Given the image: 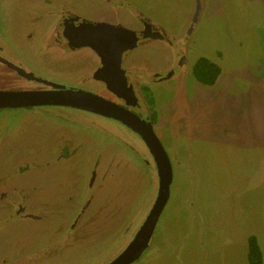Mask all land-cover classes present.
Returning a JSON list of instances; mask_svg holds the SVG:
<instances>
[{"label": "rangeland", "instance_id": "obj_1", "mask_svg": "<svg viewBox=\"0 0 264 264\" xmlns=\"http://www.w3.org/2000/svg\"><path fill=\"white\" fill-rule=\"evenodd\" d=\"M57 7L132 30L140 14L181 41L141 43L127 55L142 69L137 110L152 120L172 168L151 239L130 264H248L250 235L264 264V0H0V48L10 62L109 98L90 80L91 48L71 56L43 45L40 16L48 19ZM180 46L183 67L154 82L151 73L169 70ZM202 56L222 68L213 85L192 73ZM30 88L36 83L0 68V90ZM135 137L115 119L86 109L0 107V189L24 188L20 202L39 216L3 213L9 200H0V264H26L29 257V264L35 258L38 264H102L118 255L159 186L146 146L141 155L131 146Z\"/></svg>", "mask_w": 264, "mask_h": 264}, {"label": "water", "instance_id": "obj_2", "mask_svg": "<svg viewBox=\"0 0 264 264\" xmlns=\"http://www.w3.org/2000/svg\"><path fill=\"white\" fill-rule=\"evenodd\" d=\"M199 3L197 2L198 13ZM196 14L194 20L196 19ZM111 32L90 35L86 45L91 46L100 57V66L94 72L95 79H101L106 87L117 96L125 98L120 90L125 88L122 56L137 45V35L124 27H111ZM10 64V63H8ZM29 79L40 81L51 87L47 89L0 90V107L15 108L39 105H67L98 113L120 121L138 133L147 143L154 156L158 174V191L155 201L127 247L107 264H130L146 249L156 222L164 208L172 182V168L168 155L153 130L150 121L142 119L132 110L126 109L113 100L90 91L66 88L64 85L37 77L33 72L13 66ZM24 71V72H23ZM167 78V77H166ZM126 99V98H125Z\"/></svg>", "mask_w": 264, "mask_h": 264}, {"label": "flooded vegetation", "instance_id": "obj_3", "mask_svg": "<svg viewBox=\"0 0 264 264\" xmlns=\"http://www.w3.org/2000/svg\"><path fill=\"white\" fill-rule=\"evenodd\" d=\"M199 8H200V5L198 7V12H199ZM55 9H54V11L49 12V14L51 16L48 17V19H46L43 15L40 16V19H44V21H45V30L47 31L45 33V35H43V38L41 39V41L43 42V45H46V47L57 48L55 50H59L61 52V54L63 52H65L66 54H69L71 52L69 54L71 56H73V53H74L73 51L80 50V48H83V46H87V47L91 48L90 52H92V55L94 54L93 56L96 57V62L93 65L94 68H92L93 67L92 66V67H89V69H88V73L90 75V80H93V81H96L97 83H99L101 86V90L106 92V93H109V95L111 97H109V98L106 97V98L113 100L114 102L119 103L120 105L124 106L126 109L132 110L137 115H139L142 119L150 121L151 124H153L152 120L149 117L143 116L137 110V108L140 106V102L138 100L139 98H138L137 94H141V93H140V89L138 90L136 88L139 87L138 80H139V76L141 77V73H142V72L138 71L137 69H139V70H142V69L137 68L135 63H129L131 61V58L127 57V55L129 52L134 50L141 43L143 44L146 42L147 43L151 42L153 40H162V41L166 42L167 44H169L170 46H174V45H178L179 43H181V41L177 37L172 35L171 33L165 31V29H163L159 25L157 26V24L152 22L149 18H145L140 14H137V16L135 15V17L138 21L137 23L139 24V26H137L136 28H134L132 30V29H129V28H127L121 24H116L115 21L99 20L98 17H94V16L88 17V16H85L84 14H77L76 12L73 11V9L70 10V8L68 9L65 7L64 8L57 7V9L56 10ZM196 11H197V4L195 6L193 21L196 20V19L194 20V16L196 14ZM106 14L109 18L114 17L113 14H111L109 9L106 11ZM197 14H196V17H197ZM112 26L124 27L127 30L132 31V33L134 31V33L137 35L136 47L132 50H130V49L127 50L126 52H124V54L122 56V62H123V59L125 58V61L123 63L121 62V67L123 69V75H124L125 88L123 90H120V92L122 95L125 96L126 99L123 97L117 96L115 93H113L111 90H109L106 87V84L103 80L94 78V76H93L94 72L100 66V57L97 54V52H95V50L91 46L86 45V43H85L87 37H89L90 35L94 36L96 34H102V32H107V31L111 32ZM180 47H181L180 49L179 48L177 49L178 51L176 52V55H175L174 64H173V66H171V68L169 70L165 71L164 73H156L155 74L152 72L151 74H153V75L149 74L150 76H153L154 82L173 77L175 75L176 69L183 67V65H184V57H183L184 50L182 49V46H180ZM3 52L4 53L6 52L7 54H4ZM177 53H179V55H177ZM9 57H10V55L8 53V50L4 51V48H0V68L3 66L4 67L7 66L8 71L12 75L22 79L23 81L25 80L28 83L29 82H35L37 85V88H35V89H47V88L51 87L48 84H44L40 81H35L33 79H29V78L25 77L24 75H22L21 73H19V71H17L16 68H12L10 64H12L13 66H18L19 68H22L24 71H26V70L22 66H20L18 63L10 62ZM8 63H10V64H8ZM143 71H146V70H143ZM27 72H29V71H27ZM135 72H137V73H135ZM30 89H32V88H30ZM73 89H75V88H73ZM118 122H120V121H118ZM120 123L123 127H128L126 124H124L122 122H120ZM128 128L130 130H132L130 127H128ZM132 131L136 134L135 139L138 141V143L140 141V144H138L135 141L136 144L131 145L133 147V149L136 148L138 150L139 149L142 150V151L139 150L140 151L139 154L141 155V153L145 154V152H146L145 150L147 148L148 153L150 154L151 158H153V160H154V156H153L152 152L150 151V148L147 145V143H145L144 139L138 133H136L134 130H132ZM145 146H146V148H145ZM154 162H155V160H154ZM154 166L157 169L156 164H154ZM0 179H3V177H0ZM14 184H17V182H14ZM2 188L3 189H0V200L4 201L5 199H8L10 201V202L7 201L6 206H4V209L2 211L3 213L5 211L6 214H8V215H14L15 214V215L21 217L19 219H22V220L29 219L32 217L33 218H39V216H35L34 214H31L27 211V204L26 203H25L26 204L25 205V204H22L20 202L21 200H24V198H25V193L23 191L24 188L22 191H21V189L17 190L16 185H11V184H9L7 187H2ZM70 232H71V227H70ZM135 234H134V236H135ZM73 235H75V234H73ZM134 236L127 243V245L132 241ZM59 238H60V236H57V239L54 240V242L57 243L59 241L58 240ZM74 239H76V235H75ZM127 245L123 248V250L127 247ZM42 249L43 248H41V250ZM116 256L117 255H115V257ZM115 257H113L112 259H114ZM30 258H32V257L26 258V260L30 259ZM26 260H23L22 262H26V264H29L28 261H26ZM111 260L104 262L102 264H107ZM33 264H38L36 262V258H35V261Z\"/></svg>", "mask_w": 264, "mask_h": 264}, {"label": "trees", "instance_id": "obj_4", "mask_svg": "<svg viewBox=\"0 0 264 264\" xmlns=\"http://www.w3.org/2000/svg\"><path fill=\"white\" fill-rule=\"evenodd\" d=\"M222 68L207 57H199L193 65L194 77L205 85H213L221 74ZM248 264H263V253L255 235L248 237Z\"/></svg>", "mask_w": 264, "mask_h": 264}]
</instances>
